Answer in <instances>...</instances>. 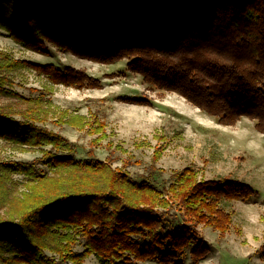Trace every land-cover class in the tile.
<instances>
[{"label":"trees","instance_id":"16d2710c","mask_svg":"<svg viewBox=\"0 0 264 264\" xmlns=\"http://www.w3.org/2000/svg\"><path fill=\"white\" fill-rule=\"evenodd\" d=\"M0 28L37 52L52 44L104 63L127 58L128 69L219 123L248 116L264 133V0H0ZM22 62L0 51V66ZM38 68L76 87L100 86L73 67ZM0 139L52 148L30 161L0 160V264H82L90 254L98 264H197L209 252L197 225L223 234L230 212L221 201L256 193L236 179L197 178L191 166L158 188L106 160H74L73 142L1 107Z\"/></svg>","mask_w":264,"mask_h":264},{"label":"rangeland","instance_id":"374dc122","mask_svg":"<svg viewBox=\"0 0 264 264\" xmlns=\"http://www.w3.org/2000/svg\"><path fill=\"white\" fill-rule=\"evenodd\" d=\"M0 51L25 61L15 69L0 66L4 76L0 107L19 118L34 117L73 142L74 160H106L130 178L147 179L158 188L170 182L172 172L187 166L197 172V178L227 177L249 184L256 193L248 199L221 201L230 212L223 234L210 225H197L198 237L209 247L197 264H264V133L255 128L253 119L241 116L234 124L219 123L181 93L159 88L128 69L127 58L104 63L52 44L37 52L1 28ZM38 64L61 70L73 67L97 78L100 86L76 87L52 80ZM44 149L52 148H27L0 139V160L30 161L41 157ZM39 164L49 171L44 161ZM12 176L21 187L23 176ZM84 241L80 238L73 248L82 251ZM188 261L189 257L185 264ZM82 264L98 263L90 254Z\"/></svg>","mask_w":264,"mask_h":264}]
</instances>
